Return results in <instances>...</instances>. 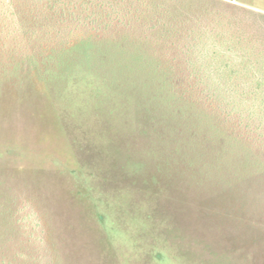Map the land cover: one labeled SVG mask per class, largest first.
<instances>
[{"label": "rangeland", "instance_id": "obj_1", "mask_svg": "<svg viewBox=\"0 0 264 264\" xmlns=\"http://www.w3.org/2000/svg\"><path fill=\"white\" fill-rule=\"evenodd\" d=\"M231 1L257 12L209 21L264 40V0ZM1 35L0 256L264 264V167L239 160L243 175L218 170L222 142L204 137L201 116L187 123L153 112L137 94L109 92L94 77L51 78L29 56L46 43ZM234 94L248 92L241 85ZM253 149L264 162V145Z\"/></svg>", "mask_w": 264, "mask_h": 264}, {"label": "trees", "instance_id": "obj_2", "mask_svg": "<svg viewBox=\"0 0 264 264\" xmlns=\"http://www.w3.org/2000/svg\"><path fill=\"white\" fill-rule=\"evenodd\" d=\"M240 11L257 12L231 0H0V36L46 43L29 56L51 78L94 77L153 112L187 123L201 116L204 137L222 142L218 170L240 176L239 160L264 167L253 151L264 145V40L211 23ZM241 85L248 94L235 95ZM16 261L0 256V264H28Z\"/></svg>", "mask_w": 264, "mask_h": 264}]
</instances>
